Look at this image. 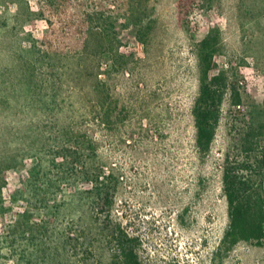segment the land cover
I'll use <instances>...</instances> for the list:
<instances>
[{
	"label": "rangeland",
	"instance_id": "obj_1",
	"mask_svg": "<svg viewBox=\"0 0 264 264\" xmlns=\"http://www.w3.org/2000/svg\"><path fill=\"white\" fill-rule=\"evenodd\" d=\"M45 1L0 0V264H111L96 173L113 177L112 222L139 238L143 264H264L256 243L218 254L225 164L264 182V0H195L186 18L179 0H110L118 39L105 50L94 14L108 0H68L60 15ZM84 11L92 28L65 37L62 20ZM213 28L242 98L226 96L201 155L197 53Z\"/></svg>",
	"mask_w": 264,
	"mask_h": 264
},
{
	"label": "trees",
	"instance_id": "obj_2",
	"mask_svg": "<svg viewBox=\"0 0 264 264\" xmlns=\"http://www.w3.org/2000/svg\"><path fill=\"white\" fill-rule=\"evenodd\" d=\"M46 1V4L42 5L40 9L45 12L48 10L47 8H51L53 15L62 14L63 8L69 2L68 0ZM194 1L179 0L178 11L181 18L190 15ZM109 2L110 0L102 3L100 11L94 14L96 16V26L98 27L96 29L101 31L95 34L100 40L99 46L102 50H105L103 48L105 44L113 43L118 39L115 30L116 24L112 21L115 13ZM66 19L62 20L61 23V25L67 27L68 33L65 32V37L76 33L77 35L85 34L90 27L92 28L90 26L92 20L87 11L71 18L68 17L70 22ZM56 29L63 30L64 28L61 26ZM151 29H146L140 33L139 39L141 42L146 43L145 37H148V32ZM222 41L220 29L213 28L198 44L200 88L192 108V114L196 128V145L201 155H206L211 151L226 96L228 94L231 96L234 105H238L242 98L237 88L231 86L228 72L218 70L216 61L223 48ZM106 118H108V115ZM253 133L248 134V136L254 138ZM83 145L88 152L96 151V142L93 139H87ZM239 170H241L240 167L229 161L225 164L223 170V189L228 203L229 227L218 250L220 255H227L242 242L264 246V182L261 181L260 184L254 185L251 180L240 176L238 174ZM85 175L87 179L93 178L90 170ZM94 175H96L93 188L95 192L92 199L98 206L99 213L105 217L104 228L110 235L111 243L115 246V254L111 264H143L139 255L141 245L139 238L130 236L122 229L121 224H113L112 222L115 201V190L112 185L113 177L106 176L103 178L104 180L99 182L102 174L96 173ZM165 264L179 263L170 261Z\"/></svg>",
	"mask_w": 264,
	"mask_h": 264
}]
</instances>
